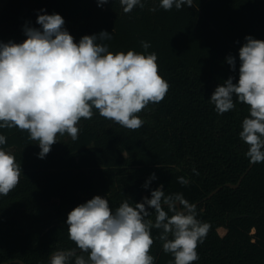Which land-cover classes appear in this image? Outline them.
<instances>
[{
    "label": "trees",
    "instance_id": "obj_1",
    "mask_svg": "<svg viewBox=\"0 0 264 264\" xmlns=\"http://www.w3.org/2000/svg\"><path fill=\"white\" fill-rule=\"evenodd\" d=\"M142 2L143 8L124 13L119 0L102 6L98 0H9L0 11L2 43H22L25 27H41L39 14L61 15L77 43L107 31L112 39L98 42L113 53H143L141 41L149 42L147 52L156 53L159 74L170 85L161 102L138 114L144 121L139 129L94 109L91 119L79 122L76 141L58 134L43 159L28 132L0 129L7 139L0 148L22 169L17 187L0 196V264H49L55 251L75 248L66 223L75 207L99 195L115 211L126 199L135 204L151 198L160 185L166 195L182 193L210 225L194 264H264V163L251 167L239 137L248 106L237 101L221 115L210 103L217 86L230 76L238 81L245 37L264 40V0H193L192 7L169 11L160 0ZM153 173L157 178L145 188ZM181 176L187 185L178 182ZM240 180L239 187L228 186ZM159 234L152 229L150 254L154 264H169L174 258L163 251Z\"/></svg>",
    "mask_w": 264,
    "mask_h": 264
},
{
    "label": "clouds",
    "instance_id": "obj_2",
    "mask_svg": "<svg viewBox=\"0 0 264 264\" xmlns=\"http://www.w3.org/2000/svg\"><path fill=\"white\" fill-rule=\"evenodd\" d=\"M108 2L98 0V6ZM119 3L124 13L144 7L142 0ZM185 6L192 7L193 0L159 2L165 11ZM36 23L41 27L24 28L27 38L22 43L0 42V129L28 132L29 139L38 142L39 158L50 152L58 134L76 141L79 122L91 119L94 109L105 119L137 130L144 124L138 114L165 98L170 85L159 74L156 53L147 52L149 42L141 41L143 53H113L98 42L112 39L107 31L85 35L77 43L59 14H39ZM245 40L239 49L238 81L230 76L217 86L210 103L221 115L233 110L237 101L248 106L239 137L248 146L245 155L256 164L264 163V40ZM227 63L235 71V57L229 55ZM6 143L0 134V146ZM193 173L199 174L195 169ZM21 174L15 156L0 148V196L17 187ZM156 178L153 173L144 187ZM177 180L189 183L183 176ZM66 223L75 248L55 251L49 264H154L152 229L160 230L163 251L174 258L169 264H194L198 245L210 230L197 218L195 204L182 193L166 195L163 185L151 191V198L135 204L126 199L115 211L97 195L71 210Z\"/></svg>",
    "mask_w": 264,
    "mask_h": 264
},
{
    "label": "water",
    "instance_id": "obj_3",
    "mask_svg": "<svg viewBox=\"0 0 264 264\" xmlns=\"http://www.w3.org/2000/svg\"><path fill=\"white\" fill-rule=\"evenodd\" d=\"M252 166H253V163H252L251 167H252ZM240 183H241V180L239 181V183H238L236 186L231 185V184H228V186H230V187H234V188H237V187H239ZM220 189H222V188H219L218 190L212 192V193L208 196V198H209V197H212V196H213L215 193H217ZM15 262H19V261H15ZM10 263H13V262H10ZM21 263H22V262H21ZM4 264H9V263H4ZM22 264H23V263H22Z\"/></svg>",
    "mask_w": 264,
    "mask_h": 264
},
{
    "label": "rangeland",
    "instance_id": "obj_4",
    "mask_svg": "<svg viewBox=\"0 0 264 264\" xmlns=\"http://www.w3.org/2000/svg\"><path fill=\"white\" fill-rule=\"evenodd\" d=\"M9 0H0V11L2 10L3 6L8 2ZM220 233L224 234L225 233V229L221 228L220 229Z\"/></svg>",
    "mask_w": 264,
    "mask_h": 264
}]
</instances>
